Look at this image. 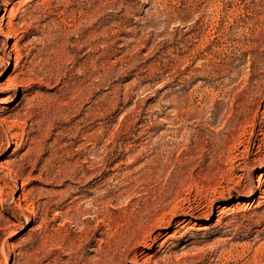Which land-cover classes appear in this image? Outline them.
<instances>
[{
    "label": "rangeland",
    "instance_id": "374dc122",
    "mask_svg": "<svg viewBox=\"0 0 264 264\" xmlns=\"http://www.w3.org/2000/svg\"><path fill=\"white\" fill-rule=\"evenodd\" d=\"M3 1L0 264H264V0Z\"/></svg>",
    "mask_w": 264,
    "mask_h": 264
},
{
    "label": "bare ground",
    "instance_id": "6f19581e",
    "mask_svg": "<svg viewBox=\"0 0 264 264\" xmlns=\"http://www.w3.org/2000/svg\"><path fill=\"white\" fill-rule=\"evenodd\" d=\"M3 4H4L3 6L5 8V11H7L8 8L10 7V5L12 4V2L7 0V1H3ZM6 30L7 31H4V29H1L0 31L7 38H11L15 32L12 22H9L7 24ZM1 123L4 124V123H6V121L3 120V121H1ZM18 176H20V175L18 174ZM1 194L3 195V191H1ZM33 195H34L33 192H29L28 194L23 192L20 199H18V200L14 199V202L16 203L14 209L22 208V203L27 204V203L31 202V204H32V202L34 201ZM100 202L96 201L94 203V205L98 206L100 204ZM34 205H35V203H34ZM91 212H92L91 209L90 210L87 209L84 214L90 215ZM31 213L33 214V212H31ZM14 216H16V215H14ZM77 216L78 215H70L69 219L71 221L78 222L79 218L77 219ZM110 216L112 218L111 234L107 235L104 240L102 239L103 241L100 240L102 244L99 245V248L97 251L95 250L96 259L91 260L89 258H86L85 254H80L81 248L79 245L83 242L82 240H81L82 242L80 244L77 243V241L76 242L73 241V242L69 243V245H68L69 250H70L69 253H71V255H76V262L74 261L75 262L74 264H122L123 259L127 260L129 258L130 254H127V253L122 254L121 250H123V248L126 245H128L136 237L137 228H139L141 226V222L136 219V216H134L133 213L126 214V217L125 218L123 217V219H118L113 213H111ZM154 235L155 234H150L148 236V240L151 243H153V242L155 243L162 234H158L156 237ZM86 236L87 235H85L83 237V235H82V237H83L82 239H84V241L86 239H88V238H86ZM89 241H90V239H89ZM85 242H87V241H85ZM85 242L82 244H85ZM144 243H145V241H144ZM102 245H104L103 248H102ZM114 251H116V253L114 256H112L113 255L112 253ZM134 251H136V250H134ZM72 260H74V259L72 258ZM130 263L131 264H148V263L141 261L138 253L134 257H132V260L130 261Z\"/></svg>",
    "mask_w": 264,
    "mask_h": 264
}]
</instances>
